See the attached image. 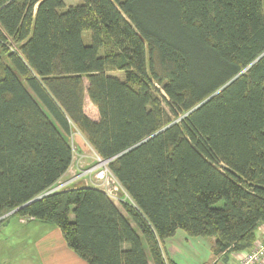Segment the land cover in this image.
<instances>
[{
    "label": "trees",
    "instance_id": "obj_1",
    "mask_svg": "<svg viewBox=\"0 0 264 264\" xmlns=\"http://www.w3.org/2000/svg\"><path fill=\"white\" fill-rule=\"evenodd\" d=\"M72 126L109 159L120 207L96 186L54 189ZM11 214L56 226L88 264H176L164 241L178 229L213 237L214 257L251 247L262 0H0V223Z\"/></svg>",
    "mask_w": 264,
    "mask_h": 264
},
{
    "label": "rangeland",
    "instance_id": "obj_2",
    "mask_svg": "<svg viewBox=\"0 0 264 264\" xmlns=\"http://www.w3.org/2000/svg\"><path fill=\"white\" fill-rule=\"evenodd\" d=\"M81 1L63 0L65 7L79 4ZM262 7L264 10V0H262ZM82 34L84 41H87L89 32L84 31ZM113 73L119 77L122 76V72L120 71ZM84 112L92 119L98 118L96 108L89 102L87 97L84 102ZM68 140L73 149L74 163L78 161L79 157L81 158L80 153L85 154L79 171L97 162L94 150L74 126L71 128ZM79 171L78 169L69 170L59 182L71 179ZM77 182L101 188L111 196L112 200L119 207L122 200H127L125 191L115 180L110 179L108 184H100L94 182L91 177L83 176ZM217 204L220 205L221 203ZM46 225L48 224H43L40 220L39 222L27 221L18 214L9 215L0 223V264H47L49 257L47 254H44L46 247L41 245V241L47 235L46 227L49 226ZM53 227L56 229L55 226ZM183 237L187 238V241ZM209 240V236H189L183 230L178 229L173 238L165 239L164 248L168 258L176 263L178 262L177 264H198V262L200 264L203 258L207 260L210 258ZM150 264H152L151 261Z\"/></svg>",
    "mask_w": 264,
    "mask_h": 264
},
{
    "label": "crops",
    "instance_id": "obj_3",
    "mask_svg": "<svg viewBox=\"0 0 264 264\" xmlns=\"http://www.w3.org/2000/svg\"><path fill=\"white\" fill-rule=\"evenodd\" d=\"M79 155L81 156V158L79 157L78 161H76L75 163L72 159V163L70 167L68 168V170L66 171V173L69 172V170L78 169L79 171V167L81 166L82 160H84L85 154L80 153ZM66 173L64 175H66ZM63 176L60 178V180L63 178ZM30 221L39 222V220H30ZM40 222H42L43 224H48L46 226H49V227H46L47 235L44 237V240L41 241V245L46 247L44 254H47L49 257L47 264H88L83 258L78 256L75 252H73L71 249L68 248V246L66 245L62 237L60 230L56 226H55L56 227L55 229L53 227L54 225H52L51 223L43 222V221H40ZM43 226H41V228H43ZM36 227L38 226L36 225ZM262 231H263L262 226L256 230V239L262 238L263 236ZM184 239L186 240L187 238H184ZM213 242H214V238L210 237V240H209L210 250L212 248ZM239 252L241 251H234V252H230L227 254L214 257L212 254V250H211V255H210L209 260L203 258L202 261H200V264H234L236 262V254ZM206 256H207V252H206Z\"/></svg>",
    "mask_w": 264,
    "mask_h": 264
},
{
    "label": "built area",
    "instance_id": "obj_4",
    "mask_svg": "<svg viewBox=\"0 0 264 264\" xmlns=\"http://www.w3.org/2000/svg\"><path fill=\"white\" fill-rule=\"evenodd\" d=\"M96 156L97 162L94 165L87 167L86 169H82L80 172L73 175L72 178L69 180L59 182L54 187V189H58L60 187L68 185L69 183L75 182L83 176L91 177L93 178L94 182L100 184H108L110 179L115 180L117 182V180L114 178L108 168L109 159H103L97 154ZM107 195L111 198L108 193ZM261 226L263 227L262 238L255 239L251 247H249L247 250H243L237 253L236 262L234 264H264V223H260L258 228H260Z\"/></svg>",
    "mask_w": 264,
    "mask_h": 264
}]
</instances>
